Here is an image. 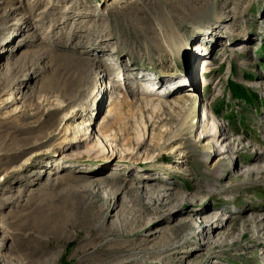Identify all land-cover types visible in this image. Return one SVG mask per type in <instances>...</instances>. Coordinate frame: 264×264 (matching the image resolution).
<instances>
[{
	"label": "rangeland",
	"instance_id": "374dc122",
	"mask_svg": "<svg viewBox=\"0 0 264 264\" xmlns=\"http://www.w3.org/2000/svg\"><path fill=\"white\" fill-rule=\"evenodd\" d=\"M0 231V264H264V0H0Z\"/></svg>",
	"mask_w": 264,
	"mask_h": 264
},
{
	"label": "bare ground",
	"instance_id": "6f19581e",
	"mask_svg": "<svg viewBox=\"0 0 264 264\" xmlns=\"http://www.w3.org/2000/svg\"><path fill=\"white\" fill-rule=\"evenodd\" d=\"M104 14L106 15L107 13L103 12V15ZM205 49H207V48H205ZM17 51H18V54H20L22 52V50H19V49ZM237 51H242L243 52V51H245V47L242 46L239 49H237ZM85 55H86L85 57L81 58L83 61H89V62H94V63L96 62L97 64L102 61V59L99 60V59H96L94 57L90 58V57H87L88 56L87 54H85ZM198 55H199L198 58L194 62V68H193L194 78L193 77H191V78L188 77V78H184L183 79V80H186L187 82H188V80H191V81L193 80L194 81L193 85L184 83L186 85L183 86L182 83L179 84V87H181L182 90L180 92H177V93L174 94L175 97H174V99H172L173 102L177 103V102H180V101H183V100H191V99H194V98H196L198 96V93H197L198 90H196V87H198V81H199V85L200 86L202 85V81L200 80V76L201 75H199V78L196 77L195 71L198 72L199 74H200V71H202L203 73L204 72L210 73L211 68H212L211 67L212 64L208 61V59H206V55H204V53L201 52ZM105 78H108V74H106V73H104V75L102 76V80H101L102 85H101V87L100 88H96L95 91H94V94L96 93L95 97H94L96 100L98 99L100 94H102L104 92L106 93V92H108L109 89H112V88L116 89V92H115L116 96H118L122 92L121 88H118V86H116V85H113L112 87H108L106 85V79ZM203 82H205L204 87H206L207 84H208V81L206 80V78H204ZM143 95L147 96V98L149 100H151L153 104L162 103V100H164V98H165L164 95L161 94V93H153V94L145 93ZM116 96L114 97L113 95H111L109 107L107 109V114L109 112L110 107H112L113 105L118 103L119 100H118V97H116ZM8 99H10V98H8ZM98 115H99V113H97L95 115V118ZM105 116L103 117L101 123H103V121L105 119ZM203 117H204V120H210L211 119V113H210L209 109H207V110L205 109V111L203 110ZM94 122H96V119L94 120ZM78 123H80V124L77 125V123H75V122H71V123L68 124V131L74 130V133L67 132L68 138L66 140V145H68V146L72 145V144L78 145L79 143L82 144V143H85V142H90V141L94 142V141L98 140L100 132L98 133V131L94 129L95 123H93V130H94L93 134L90 132V127H88V125L90 126L91 123L90 122L88 123L87 118H82L81 121H79ZM83 126H85V128H83ZM221 130H222L221 127L215 126L211 130L209 129V130L203 131L202 134L205 133L204 138L205 137H210L208 140H210L212 137L214 139H216L221 134ZM68 133H70V135ZM103 135H104V133H103ZM201 135H200V137H201ZM101 140H103V139L100 138L98 141H101ZM98 141H97L96 144H94V146H96L97 148H98V146H102V148H104V143L103 142L101 143V142H98ZM68 146L65 147V149L68 148ZM217 151L220 152V153H223V152L226 151V149L221 147ZM118 160H119L118 157H117V159H115V161L111 157V159L108 160V161H109V163L115 164L116 162H118ZM57 177L58 178H57L56 182L57 183H61V182H67V181L73 179L74 176L71 175V174H68L67 172L64 171V172H60L59 174H57ZM100 179L101 178H99V177H95V178L90 179L89 181L90 182H97V181H100ZM154 184H156V183L154 182ZM151 185L152 184H149V182H147V184H145V186H148L149 189H150ZM168 189H171V188H168ZM167 195L168 194H164L163 197H166ZM221 214H223V213H221ZM225 219L226 218L222 217V216H219V217L217 216L216 217L215 215H212L204 222V224H202L203 226L201 224L198 225L197 232H202V233H204L206 235V237L213 238L212 232L213 231H218L219 227L221 226V223L223 221H225ZM0 239H1V231H0Z\"/></svg>",
	"mask_w": 264,
	"mask_h": 264
}]
</instances>
